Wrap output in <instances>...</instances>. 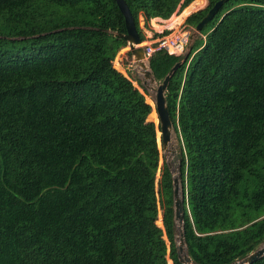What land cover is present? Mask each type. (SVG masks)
<instances>
[{
  "label": "trees",
  "instance_id": "1",
  "mask_svg": "<svg viewBox=\"0 0 264 264\" xmlns=\"http://www.w3.org/2000/svg\"><path fill=\"white\" fill-rule=\"evenodd\" d=\"M206 1L124 0L140 40L184 7L170 21L193 27ZM206 26L185 58L157 50L147 65L159 83L181 61L164 97L186 254L228 264L264 228V0H226ZM119 33L114 0H0V264H181L154 100L98 49L126 45Z\"/></svg>",
  "mask_w": 264,
  "mask_h": 264
},
{
  "label": "water",
  "instance_id": "2",
  "mask_svg": "<svg viewBox=\"0 0 264 264\" xmlns=\"http://www.w3.org/2000/svg\"><path fill=\"white\" fill-rule=\"evenodd\" d=\"M226 0H216L213 4L207 9L205 14L197 21V23L193 26L195 32L199 33L200 29L205 25L215 14V12L220 8L222 3ZM117 8L123 16L125 33L117 34L121 38H123L126 42L128 51L132 57V60L136 66V69L140 72V82L143 85L151 84L155 82L150 69L147 65V59H145V55L140 44V38L136 31L133 18L126 6L124 0H114ZM187 54V53H186ZM184 54V58L186 57ZM181 61L175 62L164 77L161 79L159 83L156 84L154 88V111L157 118L158 132H159V142L162 149H166L168 142L170 141V134L172 131V125L170 121V117L168 115V111L165 105V97L164 92L166 90V86L170 75L175 70V68L180 64ZM166 165L170 172L172 173L169 164L166 162ZM172 210H173V220L175 223V229L177 234L175 236V245H176V253L177 259L181 264H194L189 256L186 254L184 242H183V230H182V205L180 198V187L178 176L172 175ZM262 254H264V246H259L252 252L243 256L239 260H234L228 264H250L259 258Z\"/></svg>",
  "mask_w": 264,
  "mask_h": 264
},
{
  "label": "rangeland",
  "instance_id": "3",
  "mask_svg": "<svg viewBox=\"0 0 264 264\" xmlns=\"http://www.w3.org/2000/svg\"><path fill=\"white\" fill-rule=\"evenodd\" d=\"M206 0H205V4H206ZM204 4V6H205ZM203 6V7H204ZM182 10H175L170 16H173V15H178L179 13H181ZM169 16V17H170ZM172 19V17H171ZM172 22V21H170ZM207 29V26L201 30L199 33L193 31L192 33V39H191V42L190 44L188 45V50H193L195 49L198 44L202 41V33H204ZM141 44V43H140ZM142 45V44H141ZM192 46V47H191ZM98 47V46H97ZM99 50L101 51H105L107 54H109L111 56V63H112V67L121 72L125 77H127L129 80H131V83L134 87H136L140 92V86L139 85H142L143 88L146 90H143L144 93L147 92L149 94V96L151 98H153V94H154V88L157 84V82L155 81L156 84L152 85L154 86L153 89H149L147 88L145 85H143L141 82H140V73L138 72V70L136 69V66L132 60V57L128 51V48H127V45H122L120 43H113L109 48H99ZM129 53V54H127ZM142 93V92H141ZM148 104V103H147ZM150 113L153 112L154 113V116H152V114H148L147 116V119L152 121L154 123V125H157V118H156V114H155V111H154V104L153 105H150ZM159 132L156 131V142H157V146H158V150H159V161H158V166L161 165L162 161H165L169 164L170 166V169L172 171V175L173 176H177L178 174V171H177V166H178V152H179V144H178V139L176 138L175 136V133L172 132L170 134V141L168 142L167 144V147L166 149H162L161 146H160V142H159ZM159 171L157 170L156 171V174H155V177H154V184H155V194H156V209H157V216H156V221H159L160 224H158L157 222H155V224L159 227H161V210H160V201L158 199V193H157V190H158V178H159ZM264 213V212H263ZM261 214L259 218L261 217H264V214ZM237 216V213L235 214V217ZM259 218H255V219H252L248 222H246L243 226L241 227H235L233 229H228L226 230L225 232H229V231H234V232H238L240 230V228H246L248 227L252 222L256 221L257 219ZM238 220V216L236 217L235 221ZM264 228L261 229V233H256L255 231V228H253L252 230H244L243 233L241 235H243L244 237H249V238H252V237H260L261 240H260V243L258 244L257 248L259 246H264ZM176 234H177V231H176ZM175 234V236H176ZM240 234H237L235 235L238 239H241L240 238ZM176 242V240H175ZM169 263V261H168Z\"/></svg>",
  "mask_w": 264,
  "mask_h": 264
},
{
  "label": "built area",
  "instance_id": "4",
  "mask_svg": "<svg viewBox=\"0 0 264 264\" xmlns=\"http://www.w3.org/2000/svg\"><path fill=\"white\" fill-rule=\"evenodd\" d=\"M193 31V27L185 23V19L176 25L168 18L153 21L150 18L146 23V30L142 31L143 39L140 41L145 59L157 50H163L167 54H186Z\"/></svg>",
  "mask_w": 264,
  "mask_h": 264
},
{
  "label": "crops",
  "instance_id": "5",
  "mask_svg": "<svg viewBox=\"0 0 264 264\" xmlns=\"http://www.w3.org/2000/svg\"><path fill=\"white\" fill-rule=\"evenodd\" d=\"M191 2H192V1H191ZM191 2H190V3H191ZM190 3H189V4H190ZM189 4H188V5H189ZM188 5H187V6H188ZM205 5H206V4H205ZM184 8H185V7H184ZM184 8H183V9H184ZM202 8H203V7H202ZM202 8H200V9H202ZM183 9H181V10H183ZM188 15H189V14H188ZM188 15H186V16L184 17V19H185ZM171 17H172V16L168 17V20H170ZM158 19H161V18L153 17V18H151V21H153V20H158ZM166 19H167V18H166Z\"/></svg>",
  "mask_w": 264,
  "mask_h": 264
},
{
  "label": "bare ground",
  "instance_id": "6",
  "mask_svg": "<svg viewBox=\"0 0 264 264\" xmlns=\"http://www.w3.org/2000/svg\"><path fill=\"white\" fill-rule=\"evenodd\" d=\"M138 72H139V70H138ZM140 73V72H139ZM154 84H156L155 82H153V83H151V84H147V85H145L147 88H149V89H153V87L154 86H152V85H154ZM154 100V99H153ZM173 132V130L171 131V133Z\"/></svg>",
  "mask_w": 264,
  "mask_h": 264
}]
</instances>
